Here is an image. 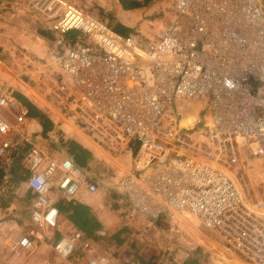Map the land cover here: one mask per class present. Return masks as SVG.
<instances>
[{"label":"built area","instance_id":"obj_1","mask_svg":"<svg viewBox=\"0 0 264 264\" xmlns=\"http://www.w3.org/2000/svg\"><path fill=\"white\" fill-rule=\"evenodd\" d=\"M166 4L162 28L140 45L66 0H25L54 33L42 62L64 74L51 87L61 114L73 116L81 134L98 145L120 151L132 144L129 169L115 184L131 211L146 221L164 217L177 237L180 224L195 221L218 239L226 257L217 263L264 264V201L245 170L236 168L240 153L259 159L255 180L264 188L261 9L255 0ZM68 31L78 32L72 42L62 38ZM193 101L204 102L206 114L199 117ZM13 103L12 88L0 83V160L26 147L19 165L33 197L26 234L9 250L31 254L49 244L65 261L79 246L82 264H107L109 256L78 231L50 241L47 231L59 217L55 193L80 203L96 193L97 182L67 156L54 160L46 145L23 134L26 109L18 107L8 123L2 111ZM177 107L185 110L182 118ZM188 116L191 122L182 125ZM10 133L13 141L5 138Z\"/></svg>","mask_w":264,"mask_h":264},{"label":"crops","instance_id":"obj_2","mask_svg":"<svg viewBox=\"0 0 264 264\" xmlns=\"http://www.w3.org/2000/svg\"><path fill=\"white\" fill-rule=\"evenodd\" d=\"M24 7H26L25 0H0V83L11 87L13 90V97L14 95H17L21 97V99L27 101L38 113L47 117L53 124V130L48 133V138L42 139L44 145L48 147V153L52 159L58 160L66 156L63 148H61L56 141L59 137H67L90 152L91 160L84 167L85 170V168L89 166V163L94 161V153L96 154L95 151L100 153V149H102L100 147L101 145H98L91 141L89 137L81 134V131L71 119L58 111L52 112L42 98L36 83L37 80H39V72L41 73L44 70L45 72H48V70L45 69L47 65L42 61L45 57L47 46L53 39L54 34L50 32L48 22H45L35 14L26 12ZM132 12H136V9L128 10V16H133L134 13ZM130 21H133V19ZM124 22H126V19ZM122 24L124 23H121V25ZM126 27L129 28V25H126ZM35 61L40 63L39 67L43 66V69H38L39 67H36L37 64L34 65L36 63ZM43 79L44 78H42V80ZM18 107L24 108L14 97V103L11 107L2 111V115L8 123H14V117L17 114ZM21 129L23 134L34 133L39 135L40 132L38 122L35 119L27 118L26 115L21 124ZM5 138L8 141H13L15 136L10 133L6 135ZM131 145L132 144L127 146L125 150L121 151L123 157L122 160H127L126 165L122 163L121 167H119L120 169L122 168L123 171L129 169L130 156L127 151L129 149L132 150L133 147ZM243 156L248 161L243 169L246 172V170L251 167V159H247L249 157L246 155ZM241 158L240 155V162L237 165L241 164L243 160ZM111 161L113 162V160ZM120 175H122V171ZM93 178L95 179L94 181L98 182L97 178ZM105 187L116 191L119 199L124 200L117 187H112L110 184H106ZM256 187L258 188L256 198H263L264 188L258 184L255 185V188ZM13 194L14 195L12 196L6 197L3 195L2 191V196L7 198V201L5 202V206H0V264H82L84 262L85 255L81 252L79 246L77 249H79V252L83 257H74L75 254L73 255L72 253V255L65 261L58 259L56 256L46 257L42 254L41 250L45 247L50 248L49 244L37 245L36 249L31 254H13L8 246L11 243H15L21 235L26 234L28 228L27 208L33 198L32 193L28 191L24 183L15 186ZM59 199L62 200L61 195L59 192H56L52 201L53 203H56ZM114 202L115 204H118V201L114 200ZM80 204L89 209L91 215L100 225L93 234L86 237L87 239L93 240L98 238L96 232L103 231L106 240L112 243L113 241L110 239L111 235L120 229H125L124 227H119V219L113 216V212H110L109 205L104 201L102 193L98 189L95 194L84 196ZM113 207L116 208L117 205H114ZM72 229L70 223L59 215L57 219V227L54 230L47 231V234L50 237V241L55 242L65 233L72 231ZM124 233L125 232H122L118 235V238L123 239V242L119 246L113 244L114 248L119 249L120 251L125 247L127 242ZM95 251L109 256L104 251ZM133 258L134 257H109L107 264H129ZM140 258L147 261L152 257ZM176 258L183 259L184 257ZM173 260L175 261V259Z\"/></svg>","mask_w":264,"mask_h":264},{"label":"rangeland","instance_id":"obj_3","mask_svg":"<svg viewBox=\"0 0 264 264\" xmlns=\"http://www.w3.org/2000/svg\"><path fill=\"white\" fill-rule=\"evenodd\" d=\"M139 3H144L142 8L136 9L133 16H128V10H122L117 0H66L69 4L79 8L85 13L91 14L99 18L108 26L115 23H124V27L129 25V31L137 43L143 44L146 40L154 38L162 28L164 24V17L167 14L166 0H135ZM261 9L262 16L264 18V0H255ZM26 12L32 13L31 10L24 7ZM33 14V13H32ZM126 19V22H124ZM133 19V21H130ZM119 21V22H118ZM121 21V22H120ZM130 21V22H129ZM69 34H73L72 32ZM36 62V61H35ZM37 64V65H36ZM40 63H35L36 67H39ZM43 66L39 67L38 69ZM46 69V68H45ZM47 70V69H46ZM39 80H37V87L39 88L42 98L45 100L52 112L62 113V110L58 103H56L51 95V87L53 84L58 83L64 74L61 72H39ZM45 75V76H44ZM42 78H44L42 80ZM57 80V81H56ZM40 81V82H39ZM191 104L197 109L198 116L201 117L206 114V104L201 101H193ZM178 115L180 118L184 116V108L177 107ZM71 120L73 116H69ZM75 125L78 126L75 121ZM34 136V139L38 143L44 144V141L38 136V134H29ZM67 138V137H66ZM100 153L95 151L94 161L89 163V166L85 168V171L92 174L98 179L96 184L97 189L101 191L104 201L109 205L110 212H113V216L119 219V227L125 228V237L127 242L125 247L120 251L115 249L110 241L106 240V237H98L92 240V249L101 250L106 252L109 257H132L134 253L140 257H172L175 262L179 261L176 257H185L186 252H192L196 248L199 249L201 256H206L207 259L202 264H217L218 257H224V253L221 251V246L218 239L201 227L195 221L186 219L185 222L180 224L182 234L180 237L171 236L167 231L168 223L165 218H158L156 220H144L135 215L128 205L119 199L116 191L111 188L105 187L106 184H110L112 187H116V179L120 178L122 163L126 165L127 160H122L121 151L111 149L105 145L100 146ZM53 150V149H52ZM240 153L242 162L237 165V171H241L245 168L248 162L244 158V154ZM247 158V157H246ZM251 159L250 168L246 170L248 179L251 182V186L255 187L256 177L260 171L261 163L257 158ZM113 160V162L111 161ZM246 160V161H245ZM120 175V176H119ZM14 188L9 185H4L1 189V195L6 197L14 195ZM118 196V198H117ZM256 196V193H255ZM264 198V197H263ZM261 198V200H264ZM114 200L118 201L115 204ZM117 205V207H113ZM115 208V209H113ZM75 248L74 257H83L82 254ZM77 249V250H76ZM42 254L46 257H55V254L51 251V248H43ZM78 251V252H77ZM77 252V253H76ZM80 254V255H79Z\"/></svg>","mask_w":264,"mask_h":264},{"label":"trees","instance_id":"obj_4","mask_svg":"<svg viewBox=\"0 0 264 264\" xmlns=\"http://www.w3.org/2000/svg\"><path fill=\"white\" fill-rule=\"evenodd\" d=\"M120 8L122 10H135L142 8L144 3H139L135 0H117ZM114 32L126 36L130 34L129 29L121 25L120 23H115L109 26ZM50 32H52L50 30ZM73 34H69V33ZM53 33V32H52ZM54 34V33H53ZM78 36L76 31H68L62 38L66 42H72ZM15 99L26 109V117L35 119L40 127L39 137L41 139H47L48 133L53 130V124L44 115L38 113L35 108L29 104L27 101L21 99V97L14 95ZM57 143L65 155L71 159V161L79 168L84 169L87 163L91 160V154L89 151L84 149L77 142L69 138L56 139ZM26 151V147H21L18 149L17 153L12 154L5 161L0 160V192L4 185H9L15 187L17 185L23 184L26 178V172L20 167L19 162ZM8 161V162H7ZM29 191V190H28ZM1 195V193H0ZM7 198L0 196V206H5ZM58 215L65 218L70 225L72 230L80 232L84 237H89L95 230H97L100 225L97 220L91 215L89 209L77 202H65L63 200H58L54 203ZM126 232L125 229H120L111 235L112 244L119 246L123 239H119V233ZM133 260L129 264H202L207 257L201 256L199 249H195L192 252H186V256L183 259L175 262L172 257H152L147 261H144L136 253L132 256Z\"/></svg>","mask_w":264,"mask_h":264},{"label":"bare ground","instance_id":"obj_5","mask_svg":"<svg viewBox=\"0 0 264 264\" xmlns=\"http://www.w3.org/2000/svg\"><path fill=\"white\" fill-rule=\"evenodd\" d=\"M187 122H191V116L184 117L181 121L182 125L186 124ZM222 251V250H221ZM223 252V251H222ZM226 257V256H224Z\"/></svg>","mask_w":264,"mask_h":264}]
</instances>
